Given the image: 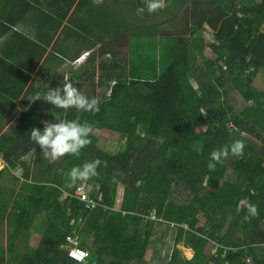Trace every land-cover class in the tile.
Instances as JSON below:
<instances>
[{
    "label": "trees",
    "instance_id": "trees-1",
    "mask_svg": "<svg viewBox=\"0 0 264 264\" xmlns=\"http://www.w3.org/2000/svg\"><path fill=\"white\" fill-rule=\"evenodd\" d=\"M191 1L184 34L130 36L125 56H91L73 71L86 96L103 88L98 111L56 108L92 129L78 156L65 154L53 168L38 154L25 170L30 180L11 187L2 183L7 171L36 144L30 134L23 149V138L0 142L8 165L0 168V228L10 227L0 264H143L162 225L184 230L194 254L175 245L169 259L152 264H264V86L256 83L264 72V0ZM232 92L254 106L239 109ZM189 100L201 107L197 118ZM93 123L119 135L117 151L100 145ZM235 140L242 154L228 151L209 169L210 153ZM93 160L98 174L73 181L70 170ZM82 178L100 198L92 208L73 195ZM176 191L181 201L172 199ZM249 203L257 215L245 219ZM69 234L89 250L84 261L68 255ZM203 238L215 252L200 247Z\"/></svg>",
    "mask_w": 264,
    "mask_h": 264
},
{
    "label": "crops",
    "instance_id": "crops-1",
    "mask_svg": "<svg viewBox=\"0 0 264 264\" xmlns=\"http://www.w3.org/2000/svg\"><path fill=\"white\" fill-rule=\"evenodd\" d=\"M173 1L179 6L177 10L192 7L191 0H159L161 6L155 10H149L148 5L156 0H0V142L23 138L21 148L26 147L31 128L42 126L41 122L52 119V112H56L43 98L32 96L71 82L73 71L89 56L106 61L128 54L130 36L134 38L139 32H134L133 27L141 25L146 29L153 25L142 16L162 11ZM187 18L179 19L181 24L170 21L169 25L185 27ZM182 31L174 34H184L185 28ZM159 32L166 35L160 29ZM149 35L146 31L138 36L144 40ZM122 40L127 42V52L123 54L115 46ZM57 118L66 119V113ZM40 151L39 145L33 147L24 155V163L9 168L2 183L19 187L29 179L25 170ZM47 159L55 168L57 161ZM7 166L1 152L0 168Z\"/></svg>",
    "mask_w": 264,
    "mask_h": 264
},
{
    "label": "clouds",
    "instance_id": "clouds-1",
    "mask_svg": "<svg viewBox=\"0 0 264 264\" xmlns=\"http://www.w3.org/2000/svg\"><path fill=\"white\" fill-rule=\"evenodd\" d=\"M159 0L149 3V10H155L160 7ZM35 98H43L55 108L70 109L84 111H98L99 102L95 97H88L82 93L71 82L65 81L62 87H51L40 95L32 96ZM52 119H45L41 122L42 126H33L30 131V138L40 147V153L45 158L56 160L65 154L78 156L80 150L89 143V133L92 131L87 123H81L75 119L57 118L56 113L52 112ZM231 151L233 154L240 155L243 152V141L235 140L230 145L222 146L219 149H214L210 153L211 159L208 161L209 169L215 168L214 161H219L220 158ZM99 160L85 162L82 166L73 167L69 176L72 180H76L85 175H97V166ZM257 215V205L249 203L247 205V214L245 219Z\"/></svg>",
    "mask_w": 264,
    "mask_h": 264
},
{
    "label": "rangeland",
    "instance_id": "rangeland-1",
    "mask_svg": "<svg viewBox=\"0 0 264 264\" xmlns=\"http://www.w3.org/2000/svg\"><path fill=\"white\" fill-rule=\"evenodd\" d=\"M169 2H171V0H169ZM177 6H178V4H176L173 1V5L169 4L168 7H166V9H164L162 11H153V12L146 13V15H143L142 17H145L144 19H145L146 23L150 24V22H152L153 25L150 28L147 27L146 29L143 28L141 25H138L136 27L134 26L133 27L134 32L139 31V32L145 33L146 31H149V34H150L149 37L151 39L154 36L153 35L154 31H156V30L159 31V29L161 30V32L163 34H166V35H173L175 32H183L184 30L182 31V28L186 29V27H187L186 24H185V27H181V25H176L175 27L169 25L170 21L171 22L176 21L175 22L176 24H178V22H179V24H181V21L179 19L187 18L186 17L187 13L185 12V8H183L182 10H177ZM136 23L138 24V22H136ZM161 23H162V25H161ZM157 24H158V26H157ZM142 25H143V23H142ZM154 26H155V28H154ZM139 32L136 34V36L139 35ZM205 35L207 36L208 39L210 37H212L210 30H206ZM125 41H126V39H125ZM150 41H152V40H150ZM116 45H117L116 49H118V51L121 52V54L127 52V42H124L122 40L121 42L116 43L115 46ZM112 46H113V44H110V47H112ZM206 54L212 55L213 52L211 49L208 48L206 50ZM217 60H218V58H217ZM256 83H257V86L259 88L264 86V72L263 71L259 72V75L257 76V79H256ZM193 84H195V82ZM95 90L97 92L95 94V96H96V98H99L101 96L103 89L96 87ZM230 100L234 101L236 106L239 109L243 108L247 104L253 105L252 102H250V103L245 102L240 97V95L236 92H232V94L230 95ZM189 101L195 110V112L193 113V117L197 118V111L199 109H201V107L198 103H195L192 100H189ZM93 124H91L92 128L100 136L99 137L100 138V145L103 148H105L111 152L117 151L120 147V144H121L120 139H119V135L113 131H109L107 129L101 128L98 124H95V123H93ZM228 177L230 179H232L233 178L232 173H229ZM122 189H123V187H122V185H120L119 190H118V200L122 196V191H123ZM182 194H183L182 192L176 191L173 194L172 199L174 201H181L183 198ZM204 221H205V217L201 215V221L200 222L203 223ZM164 227H166V226L165 225L160 226L159 229L157 230V233L154 235L152 242H151V245L149 246L147 253H146V261L143 264H152V263H156V262H161V260L165 262L167 259H169L170 255L172 254L175 245H176V248L177 247L181 248L183 254L185 256H187L188 258L193 256V254H194L193 249L190 247H186L183 244V241L181 240L183 233H184V230H181L179 228H177L175 230L174 228L171 227L169 230L166 229L167 231H165V230H162ZM9 233H10V227L7 224V222H4L0 228V244L1 245H3V246L7 245ZM35 235H37V234H33L32 236H30V240H29L30 243L35 244L37 242L38 238H36ZM24 241H25V239H24ZM90 243L91 242L89 240L88 244L90 245ZM200 247L207 254L213 253L216 251L215 243L212 240H209L207 238L202 239Z\"/></svg>",
    "mask_w": 264,
    "mask_h": 264
},
{
    "label": "built area",
    "instance_id": "built-area-1",
    "mask_svg": "<svg viewBox=\"0 0 264 264\" xmlns=\"http://www.w3.org/2000/svg\"><path fill=\"white\" fill-rule=\"evenodd\" d=\"M84 57L85 55H83V58ZM74 194L79 200L83 201L85 203V206L88 208H92L96 206L100 200V198L96 199L90 196L87 190V180L85 178H82ZM66 240H67V244L65 248L68 255L76 261H84L89 255V250L80 245L79 239L76 236V234H69Z\"/></svg>",
    "mask_w": 264,
    "mask_h": 264
},
{
    "label": "bare ground",
    "instance_id": "bare-ground-1",
    "mask_svg": "<svg viewBox=\"0 0 264 264\" xmlns=\"http://www.w3.org/2000/svg\"><path fill=\"white\" fill-rule=\"evenodd\" d=\"M75 197H76V195L75 194H73ZM77 198V197H76Z\"/></svg>",
    "mask_w": 264,
    "mask_h": 264
}]
</instances>
